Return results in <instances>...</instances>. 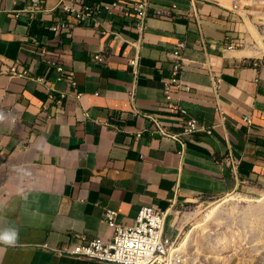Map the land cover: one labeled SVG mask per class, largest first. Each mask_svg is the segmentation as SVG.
I'll return each mask as SVG.
<instances>
[{"label":"crops","instance_id":"1","mask_svg":"<svg viewBox=\"0 0 264 264\" xmlns=\"http://www.w3.org/2000/svg\"><path fill=\"white\" fill-rule=\"evenodd\" d=\"M127 1L148 2L142 34L132 14L98 28L76 25L55 39L47 24L59 0L44 1V19L33 28L25 14L14 17L27 0H0L1 69L19 60L28 71L0 76V232H18L14 245L0 244V264H113L50 248L111 242L105 208L131 225L140 208L156 206L167 212L165 234L180 239L182 203L221 198L264 179L263 55L255 46L228 48L245 40L248 12L234 10L231 0ZM179 44L182 88L173 89V99L205 126L219 123L218 105L225 118L211 135L183 137V147L154 132L147 117L172 135L181 132L180 118L163 110L170 53ZM42 49L50 53L42 56ZM96 54L105 59L94 61ZM135 56L136 80L129 66ZM52 59L76 85L57 79Z\"/></svg>","mask_w":264,"mask_h":264},{"label":"built area","instance_id":"2","mask_svg":"<svg viewBox=\"0 0 264 264\" xmlns=\"http://www.w3.org/2000/svg\"><path fill=\"white\" fill-rule=\"evenodd\" d=\"M45 0H27L26 6L22 10L14 13L15 18H19L25 14L27 23L33 28L37 23L44 19L41 13L44 9ZM198 1V0H197ZM240 0H231L234 10L239 9ZM59 13L52 17L47 24V29L52 33L55 39H59L62 35L69 34L76 25L92 26L98 28L104 23H112L115 17H125L128 15H136V28L142 34L146 28V18L148 13V2H131L127 0H114L109 4L95 6L86 3L83 0H59ZM30 38H34L31 36ZM136 44V43H135ZM239 44H229L228 48L234 46H242ZM183 44H179L177 48L170 53L171 70L170 75L163 83V96L165 99L164 111L173 113L181 120V132L178 135H172L161 127L159 122L151 116L149 117L155 124V131L161 136H168L180 141L181 147L185 145L183 137L192 136L194 134L205 132L209 135L213 133L216 127H224V114L220 106L217 111L220 121L211 126L200 124L193 117H186V110L180 103L173 99V89L180 90L182 88L181 76L183 72V56L181 48ZM50 52L42 49L41 55L47 56ZM105 57L102 54H96L94 61L102 62ZM129 66L134 80L138 75L139 56H135L129 60ZM51 69L57 72V79L64 80L70 85H76L74 76L68 72L60 62L55 59L50 60ZM28 71L24 68L19 60H15L7 71H2L0 66V76L7 75L9 77H24ZM37 81H43L42 78H36ZM134 90L130 91V95ZM80 94L77 95L79 97ZM65 97L64 94L61 95ZM251 118L246 116L245 121L250 122ZM140 136V134H137ZM182 152L180 151V154ZM227 164L233 172L237 170V164L234 158L229 154L225 158ZM214 200V199H213ZM180 213V211H178ZM117 211L105 208L102 223L113 231L111 242L105 243L100 239L82 240L76 243L64 245L62 247L50 248L54 253L64 256H70L78 259L95 260L98 262H106L113 264H172L174 249H181L179 238L172 239L165 234V222L167 212L156 206H144L140 208L138 215L131 225H124L117 220ZM47 247V246H45ZM185 264V260H182Z\"/></svg>","mask_w":264,"mask_h":264},{"label":"rangeland","instance_id":"3","mask_svg":"<svg viewBox=\"0 0 264 264\" xmlns=\"http://www.w3.org/2000/svg\"><path fill=\"white\" fill-rule=\"evenodd\" d=\"M239 7L251 21L241 48L255 46L264 60L258 43L264 42V0H240ZM180 207L185 264H264V179L224 197L194 198Z\"/></svg>","mask_w":264,"mask_h":264},{"label":"clouds","instance_id":"4","mask_svg":"<svg viewBox=\"0 0 264 264\" xmlns=\"http://www.w3.org/2000/svg\"><path fill=\"white\" fill-rule=\"evenodd\" d=\"M18 239V232L16 230H7L0 232V244L14 245Z\"/></svg>","mask_w":264,"mask_h":264},{"label":"bare ground","instance_id":"5","mask_svg":"<svg viewBox=\"0 0 264 264\" xmlns=\"http://www.w3.org/2000/svg\"><path fill=\"white\" fill-rule=\"evenodd\" d=\"M258 43L262 47L264 51V42L262 40H258ZM260 54V52H259ZM183 256L181 254V249H174V256L172 257V264H183Z\"/></svg>","mask_w":264,"mask_h":264}]
</instances>
